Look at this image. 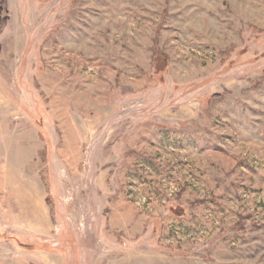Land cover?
<instances>
[{"label": "rangeland", "instance_id": "rangeland-1", "mask_svg": "<svg viewBox=\"0 0 264 264\" xmlns=\"http://www.w3.org/2000/svg\"><path fill=\"white\" fill-rule=\"evenodd\" d=\"M0 264H264V0H0Z\"/></svg>", "mask_w": 264, "mask_h": 264}]
</instances>
